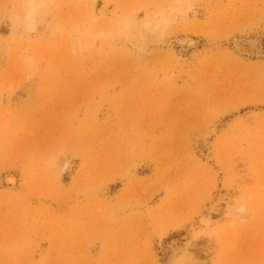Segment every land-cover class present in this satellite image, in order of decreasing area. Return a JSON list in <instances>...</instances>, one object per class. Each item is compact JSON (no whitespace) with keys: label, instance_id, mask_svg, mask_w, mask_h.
I'll use <instances>...</instances> for the list:
<instances>
[{"label":"rangeland","instance_id":"1","mask_svg":"<svg viewBox=\"0 0 264 264\" xmlns=\"http://www.w3.org/2000/svg\"><path fill=\"white\" fill-rule=\"evenodd\" d=\"M0 264H264V0H0Z\"/></svg>","mask_w":264,"mask_h":264},{"label":"bare ground","instance_id":"2","mask_svg":"<svg viewBox=\"0 0 264 264\" xmlns=\"http://www.w3.org/2000/svg\"><path fill=\"white\" fill-rule=\"evenodd\" d=\"M237 49L240 53L248 54V55H262L263 54V52H262L263 48H262L261 44L258 41L253 40V39H242V40H240L237 43Z\"/></svg>","mask_w":264,"mask_h":264}]
</instances>
